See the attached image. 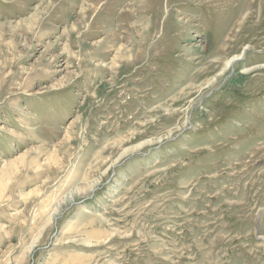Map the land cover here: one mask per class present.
<instances>
[{
    "label": "rangeland",
    "instance_id": "obj_1",
    "mask_svg": "<svg viewBox=\"0 0 264 264\" xmlns=\"http://www.w3.org/2000/svg\"><path fill=\"white\" fill-rule=\"evenodd\" d=\"M0 264H264V0H0Z\"/></svg>",
    "mask_w": 264,
    "mask_h": 264
},
{
    "label": "bare ground",
    "instance_id": "obj_2",
    "mask_svg": "<svg viewBox=\"0 0 264 264\" xmlns=\"http://www.w3.org/2000/svg\"><path fill=\"white\" fill-rule=\"evenodd\" d=\"M236 59H239V55H233V56L229 57L225 63L226 67L230 66Z\"/></svg>",
    "mask_w": 264,
    "mask_h": 264
}]
</instances>
